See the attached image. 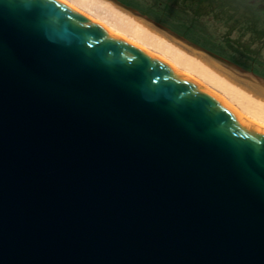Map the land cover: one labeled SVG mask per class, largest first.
Wrapping results in <instances>:
<instances>
[{
  "label": "water",
  "instance_id": "water-1",
  "mask_svg": "<svg viewBox=\"0 0 264 264\" xmlns=\"http://www.w3.org/2000/svg\"><path fill=\"white\" fill-rule=\"evenodd\" d=\"M0 264H264V125L59 0H0Z\"/></svg>",
  "mask_w": 264,
  "mask_h": 264
},
{
  "label": "bare ground",
  "instance_id": "bare-ground-1",
  "mask_svg": "<svg viewBox=\"0 0 264 264\" xmlns=\"http://www.w3.org/2000/svg\"><path fill=\"white\" fill-rule=\"evenodd\" d=\"M59 1L90 22L148 50L192 83L221 97L264 125L263 81L218 62L112 0Z\"/></svg>",
  "mask_w": 264,
  "mask_h": 264
},
{
  "label": "rangeland",
  "instance_id": "rangeland-1",
  "mask_svg": "<svg viewBox=\"0 0 264 264\" xmlns=\"http://www.w3.org/2000/svg\"><path fill=\"white\" fill-rule=\"evenodd\" d=\"M264 80V0H118Z\"/></svg>",
  "mask_w": 264,
  "mask_h": 264
},
{
  "label": "trees",
  "instance_id": "trees-1",
  "mask_svg": "<svg viewBox=\"0 0 264 264\" xmlns=\"http://www.w3.org/2000/svg\"><path fill=\"white\" fill-rule=\"evenodd\" d=\"M123 4H125L124 2H122ZM125 5H127V4H125ZM128 6V5H127Z\"/></svg>",
  "mask_w": 264,
  "mask_h": 264
},
{
  "label": "flooded vegetation",
  "instance_id": "flooded-vegetation-1",
  "mask_svg": "<svg viewBox=\"0 0 264 264\" xmlns=\"http://www.w3.org/2000/svg\"><path fill=\"white\" fill-rule=\"evenodd\" d=\"M161 24V23H160Z\"/></svg>",
  "mask_w": 264,
  "mask_h": 264
}]
</instances>
